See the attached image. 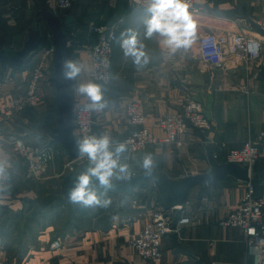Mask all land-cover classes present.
I'll list each match as a JSON object with an SVG mask.
<instances>
[{"label": "crops", "instance_id": "1", "mask_svg": "<svg viewBox=\"0 0 264 264\" xmlns=\"http://www.w3.org/2000/svg\"><path fill=\"white\" fill-rule=\"evenodd\" d=\"M2 1L0 5L5 10L8 3ZM12 1L23 3L10 20L14 28L12 39L15 36V41L21 44L36 9L31 13L29 4L38 0ZM196 2L201 12L191 13L196 22L192 43L169 53L162 48L159 36H144L147 8L133 7L128 0H72L70 9L74 11L75 21L66 27L69 61L80 69L72 79L73 102L84 98L77 89L89 82L101 86L106 102L104 108L93 109L92 136L107 135L113 146L123 144L130 131L122 116L127 98L141 103L145 127L155 136L163 134L157 117L177 110L186 95L203 101L209 119L206 130H188L180 135L178 144L150 143L133 154L125 150L121 161L128 165V177L145 171L141 163L146 155L153 159L151 170L163 172L171 179L206 172L210 169L208 148L212 154H218V161H225L229 148L256 140L264 130V30L259 28V23L264 21V0ZM89 22L117 24L118 40L110 63L113 78L106 84L89 75L88 47L94 39L87 31ZM229 28L248 29L261 37L260 57L250 64L233 58L224 69L202 70L198 36L208 30ZM131 32L138 33L149 56V62L142 67L124 54L122 42ZM27 64L16 68L0 61V105L24 83ZM51 101L55 102V97L50 95L36 108L27 109L17 124L2 126L0 136H19L35 144L58 143L52 138L56 120ZM0 161L9 172L6 191L0 192V257L6 264H152L138 256L129 244L130 236L140 230L154 202H162L152 180L128 193H105L93 184L100 198L111 202L107 207L84 206L69 198L74 186L68 187V179L76 183L88 160L74 163L82 168L74 171V175L57 163L44 178L30 179L25 165L0 140ZM249 174L248 181L256 184L257 192L264 191V150ZM245 189L246 181L231 175L216 184L194 186L185 202L173 211V226L179 228L164 236L160 264H252L240 229L219 222L229 208L238 204ZM180 216H187L190 221L177 224ZM56 238H62L65 245L51 250L48 244Z\"/></svg>", "mask_w": 264, "mask_h": 264}, {"label": "built area", "instance_id": "2", "mask_svg": "<svg viewBox=\"0 0 264 264\" xmlns=\"http://www.w3.org/2000/svg\"><path fill=\"white\" fill-rule=\"evenodd\" d=\"M136 8H148L150 0H128ZM9 15L13 17L15 3L6 0ZM189 12L198 14L201 8L196 0H186ZM46 4L56 13H62L72 5V0H48ZM264 30V21L259 23ZM87 31L94 35L90 46L89 75L95 81L109 83L113 76L110 71L113 46L118 40L116 23L97 24L89 22ZM47 43L42 44L27 64V73L20 89L0 105V129L5 124H17L22 120L23 113L28 108H36L48 96L55 97L54 89V47L46 35ZM198 55L202 70L224 69L233 58H239L246 64L257 60L262 52L263 40L248 29L208 30L201 33L197 39ZM36 60L33 62V59ZM31 63V64H30ZM244 87V86H243ZM91 101L83 99L73 102V132L79 142L84 137L92 136L95 123L94 110L88 105ZM122 116L130 131L122 141L129 154L141 152L150 143H179L180 135L188 130L204 131L209 127V119L204 112L203 101L199 98L184 96L177 110L164 112L157 117V124L162 130L161 136H155L145 127L146 116L141 103L127 98L122 106ZM11 150V154L26 167L30 179H42L57 161L63 159V168L73 169L74 163L87 160L79 157L76 160L68 158L64 148L55 142L35 144L19 136H0ZM225 146V143H221ZM264 150V130L256 140H247L238 148H229L225 153V161L237 162L251 167ZM218 154H213L216 158ZM0 167L5 171L6 184L9 172L5 163L0 161ZM180 205L168 206L162 202H154L151 212L139 231L132 234L129 244L142 259L160 264L163 259L161 250L164 236L178 226H173V211ZM190 218L180 216L177 224L188 223ZM221 225L239 228L247 253L252 257V264H264V191L257 192L256 184L246 181V189L240 201L229 208L227 214L219 221ZM62 238L53 239L48 247L57 250L64 247ZM0 264H6L0 257Z\"/></svg>", "mask_w": 264, "mask_h": 264}, {"label": "water", "instance_id": "3", "mask_svg": "<svg viewBox=\"0 0 264 264\" xmlns=\"http://www.w3.org/2000/svg\"><path fill=\"white\" fill-rule=\"evenodd\" d=\"M74 21L73 9L68 13H56L48 6L42 5L35 9L19 47L13 46L10 43L11 40L0 45L1 62H6L15 67H23L37 52L43 39L49 33V39L54 47L53 80L56 129L52 134V138L64 148L68 158L71 160L78 159L80 154L72 124V79L65 78L64 64L69 61L70 56L69 32L66 27ZM207 158L210 163V169L206 172L187 174L179 179H171L158 170L144 171L133 174L123 181H113V186L107 191L128 193L134 187L152 180L164 202L168 206H174L183 204L194 186L216 184L228 175L245 181L251 179L248 167L237 162L218 161L213 157L210 148L207 151ZM93 184L98 186L97 181H93Z\"/></svg>", "mask_w": 264, "mask_h": 264}, {"label": "clouds", "instance_id": "4", "mask_svg": "<svg viewBox=\"0 0 264 264\" xmlns=\"http://www.w3.org/2000/svg\"><path fill=\"white\" fill-rule=\"evenodd\" d=\"M147 17L143 20L145 38L154 35L160 37L162 48L169 53H175L178 49L186 48L192 43L195 34L196 22L189 12L186 0H150L147 8ZM124 54L131 57L133 63L142 67L149 62V56L144 51V45L138 38V33L131 32L123 39ZM65 78L75 79L80 69L72 62L64 64ZM77 91L86 96L91 103L89 108L100 110L105 107L101 86L95 83H86L78 86ZM124 144L113 146L107 136H88L78 142V151L81 157H87L88 167L81 173L74 188L69 193L73 202L84 206L107 207L110 200L100 198L97 188L92 186L93 181L105 190L113 186V180H125L128 178V165L121 161V155L125 152ZM141 167L147 172L153 167L151 155L143 158ZM5 171L0 167V192L6 191L4 183Z\"/></svg>", "mask_w": 264, "mask_h": 264}, {"label": "rangeland", "instance_id": "5", "mask_svg": "<svg viewBox=\"0 0 264 264\" xmlns=\"http://www.w3.org/2000/svg\"><path fill=\"white\" fill-rule=\"evenodd\" d=\"M6 0H4L5 2ZM12 1V0H11ZM15 1V0H14ZM13 2V1H12ZM16 2V1H15ZM42 0H38L37 3H34V2H31V4H29V10L30 12L32 13L33 9L35 8H38L40 7L42 4ZM0 4H3V1L0 0ZM15 7L13 8V16L14 14L17 12V11H20V6L22 5L23 6V3L22 4H18V2L15 3ZM20 5V6H19ZM9 11V7H5V10H3V7L0 5V43H2V41H4L3 39L6 38V34L7 33H10L11 35H13V25L11 24L12 22V16L9 15V13L7 12ZM11 20V21H10ZM10 21V22H9ZM11 24V25H10ZM15 36H13V39L11 41V43L15 46V47H19L20 44H18L16 41H15ZM193 45V44H192ZM39 50V49H38ZM36 60L33 59V62ZM54 101V100H52ZM51 101V107H53L55 105V102H52ZM57 163H59L60 165V168L62 167L63 168V162H60L59 160L57 161ZM65 171L67 173L69 172H74L76 170L80 171L82 168H79V167H76V166H73V169H69L68 167L67 168H64ZM1 216V215H0Z\"/></svg>", "mask_w": 264, "mask_h": 264}, {"label": "trees", "instance_id": "6", "mask_svg": "<svg viewBox=\"0 0 264 264\" xmlns=\"http://www.w3.org/2000/svg\"><path fill=\"white\" fill-rule=\"evenodd\" d=\"M42 5H46V4H45V3H42ZM42 5H41V6H42ZM46 6H47V5H46ZM71 6H72V5H71ZM70 11H71V9L68 8V9H66L64 12L68 13V12H70ZM31 20H32V19H30V22H31ZM30 22H29V23H30ZM3 40H4V41H2V43H0V45H3V44L6 43L8 40H11V41H12V35H11L10 33H7V34H6V38H4ZM11 41H10V43H11ZM47 42H48V41H46V38H44L43 41H42V43H41V45L44 44V43H47ZM11 44H12V43H11ZM41 45H40V46H41ZM13 67H15V66H13ZM16 68H21V67H16ZM28 109H33V108H28ZM86 169H87V168L82 169V170H83V171H86ZM76 171H78V170H76ZM69 173H73V172H69ZM73 175H74V173H73ZM68 180H69V181H68V187H69V186H75V183H74L73 181H70L71 179H68ZM72 182H73V183H72ZM71 183H72V185H71ZM143 184H144V183H143ZM141 185H142V184H141ZM60 199H61V198H59V200H60ZM160 199H161L162 203H165L161 196H160ZM165 204H166V203H165Z\"/></svg>", "mask_w": 264, "mask_h": 264}]
</instances>
